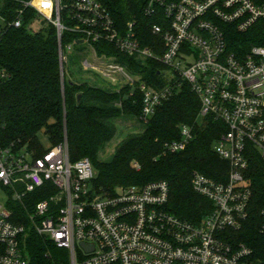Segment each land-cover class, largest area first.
<instances>
[{"label": "built area", "instance_id": "obj_1", "mask_svg": "<svg viewBox=\"0 0 264 264\" xmlns=\"http://www.w3.org/2000/svg\"><path fill=\"white\" fill-rule=\"evenodd\" d=\"M3 3L0 34L22 28L26 10L32 9L30 30L38 31L40 19L43 28L57 30L63 79L66 49L88 45L95 61H85L84 70L136 87L144 122L189 84L200 102L199 122L225 125L213 149L230 170L225 182L193 175V190L211 203L195 224L167 210V182L104 193L94 185L92 161L72 162L66 140L45 149L40 142V148L20 139L6 142L0 134V264H30L25 247L30 232L68 251L69 264H260L230 233L241 230L250 215L253 189L247 174L254 153L264 163V46L245 48L236 40L264 24V0H148L143 14L155 20L151 47L142 45L135 21L121 27L101 0H21L10 22ZM66 32L75 39L63 46ZM99 43L160 64L166 85H148L115 55L100 54ZM6 77L0 67V80ZM180 132V140L165 144L166 153H180L194 139L191 127L181 126ZM261 215L264 219V208Z\"/></svg>", "mask_w": 264, "mask_h": 264}, {"label": "trees", "instance_id": "obj_2", "mask_svg": "<svg viewBox=\"0 0 264 264\" xmlns=\"http://www.w3.org/2000/svg\"><path fill=\"white\" fill-rule=\"evenodd\" d=\"M20 1L4 0L3 15L7 22L15 19ZM101 1L121 27L135 21L142 45L152 46L156 37L151 26L155 20L143 14L148 0ZM35 17V11L27 9L22 28H7L0 34V67L7 74L0 80L2 139L6 142L20 139L40 148L38 134L45 129L52 146L67 141L72 162L83 158L92 161L97 171L94 185L100 191L112 194L120 186L164 181L170 189L167 210L184 221L200 223L210 211L211 203L193 190V175L199 172L218 182L227 180L230 165L213 149L226 131L225 125L210 119L199 122L200 102L187 83L144 122L143 96L136 87L109 90L63 79L57 30L53 25L40 31L30 30ZM74 39L75 36L66 32L63 46ZM236 40L245 48L264 46V24ZM96 49L100 54L115 55L122 65L140 74L153 88L166 85L160 64L128 57L105 43L97 44ZM124 118L137 120L143 131L123 140L110 161H102L100 155L117 135V120ZM181 126L191 127L194 139L184 151L166 153V143L181 139ZM247 178L253 189L250 215L241 230L230 234L234 241L253 250L254 261L260 259V264H264L261 215L264 163L257 153L250 161ZM25 247L30 264H69L68 251L56 248L35 232L28 234Z\"/></svg>", "mask_w": 264, "mask_h": 264}, {"label": "rangeland", "instance_id": "obj_3", "mask_svg": "<svg viewBox=\"0 0 264 264\" xmlns=\"http://www.w3.org/2000/svg\"><path fill=\"white\" fill-rule=\"evenodd\" d=\"M43 26V20L40 19L36 21V30H42ZM65 55L67 56V62L64 66V76L67 81L88 83L92 86L109 90H118L123 86V83L113 84L109 82L93 70H84L83 63L85 61H95L93 50L88 45H73L71 50L66 49ZM127 73L130 74L132 78H134V76L129 71H127ZM115 127L117 135L115 139L107 146L105 151L100 155V159L102 161H110L117 147L121 144V142H123V140L131 135L141 133L144 129V127L137 120L125 118L117 120ZM38 139L45 149L51 147V143L45 129H43L38 134Z\"/></svg>", "mask_w": 264, "mask_h": 264}, {"label": "water", "instance_id": "obj_4", "mask_svg": "<svg viewBox=\"0 0 264 264\" xmlns=\"http://www.w3.org/2000/svg\"><path fill=\"white\" fill-rule=\"evenodd\" d=\"M70 83H72V82H70ZM79 98H80V96H79Z\"/></svg>", "mask_w": 264, "mask_h": 264}, {"label": "snow or ice", "instance_id": "obj_5", "mask_svg": "<svg viewBox=\"0 0 264 264\" xmlns=\"http://www.w3.org/2000/svg\"><path fill=\"white\" fill-rule=\"evenodd\" d=\"M47 6V5H46Z\"/></svg>", "mask_w": 264, "mask_h": 264}]
</instances>
